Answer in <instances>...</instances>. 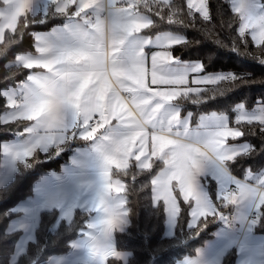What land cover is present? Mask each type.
Segmentation results:
<instances>
[{"label":"trees","instance_id":"trees-1","mask_svg":"<svg viewBox=\"0 0 264 264\" xmlns=\"http://www.w3.org/2000/svg\"><path fill=\"white\" fill-rule=\"evenodd\" d=\"M260 4L264 7V0H260ZM207 5L209 16L205 18L189 9L187 0H171L161 14L148 11L152 23L143 32L149 35L161 31L182 33L185 40L171 48L174 57L202 63L204 73H231V79L209 83L200 93L180 98L181 113L191 111L192 123H196L201 114L226 113L231 128L242 133L229 141L244 142L248 147L229 161L230 171L244 178H264V123H249L235 118L238 104L253 108L264 103V47L258 46L250 33L241 35L240 15L234 11L229 0H207ZM43 14L39 12L31 15L30 19L34 22L22 34H14L13 40L16 42L11 43L0 56V120L8 109L4 91L20 83L32 71L23 68L22 64H16V56L34 52L36 31L47 30L68 19V16L56 13L52 4L48 6L47 14ZM170 15L176 17L174 22H169ZM27 124L12 120L0 122V166L4 156L3 143L16 138ZM92 141L70 136L62 144H52L47 150L37 148L17 162L12 180L0 186V264H45L54 255L68 254L72 242L87 228L92 211L76 208L72 218L67 221L55 207L41 211L35 230L36 239L28 242L24 253L16 261H12V258L22 232L9 231V222L19 213L15 206L32 196L37 178L43 174L60 172L77 147ZM164 167V161L154 158L147 169L131 161L130 167L111 171L112 176L124 182V204L129 221L124 230L115 231L116 249L127 251L129 255L125 260L118 255H110L106 264H180L185 258L196 257L223 224L220 216L234 209V204L222 202L217 180L210 175L201 176L219 215L209 216L196 226H191L193 201L185 202L179 189H176L177 184H174L180 211L174 232L166 234V206L163 201H154L153 192L154 177ZM255 232L264 234V211L255 224ZM238 252L237 248L227 250L218 264H239Z\"/></svg>","mask_w":264,"mask_h":264},{"label":"crops","instance_id":"crops-1","mask_svg":"<svg viewBox=\"0 0 264 264\" xmlns=\"http://www.w3.org/2000/svg\"><path fill=\"white\" fill-rule=\"evenodd\" d=\"M4 2L14 6L10 9V12L12 15H16L19 12V5L22 3V0H4ZM51 4V0H37L35 13H46L48 6ZM52 6L55 9V6L53 4ZM0 7H2V5ZM141 15L144 16L145 20L147 22H150L151 25L152 22L149 12L144 9H141ZM78 19L79 18L68 17L67 20H65L59 25L53 26L52 28H49L47 30L36 31L34 34L35 47L37 37H53L56 31L64 28L66 25L76 22ZM144 30L145 29H142L141 33L130 37V40L137 45L143 46V51L148 66H151V57L154 53L166 50L170 53L172 60L169 64L165 66L164 71L167 72L169 75H183L189 82L187 87L199 89V91L197 92H189L187 95H181L177 97L175 100L165 104L164 108L162 109V113L166 116L178 114L180 124L176 126V130L179 131V133H183L185 131V124H187L188 126L187 130H190L192 132L200 131L202 133H212L220 130L232 129L230 126V119L226 113L201 114L198 117V121L196 123H192L191 111H187L184 114L181 113L182 106L179 101L180 98L184 96H189L191 95V93H200L201 90L204 89L205 84L208 82L193 84L192 81H204L203 78L206 77V74L209 73L203 72L202 63L198 61H183L177 57H174L171 48L176 44H172L170 47L167 48L161 47L163 38H171L172 40L184 41L185 35H183L182 33L161 31L160 33L149 35L145 34L143 32ZM145 41L151 42L144 43ZM33 53L34 52H24L20 53L19 55H31ZM197 66H199L200 68V70L198 71L195 70ZM25 80L26 78L21 80L20 83L24 82ZM205 80H208V76L205 78ZM93 82L94 81H92L91 78L82 80L67 99L66 102L70 104L71 107L75 109L78 113L75 121V126L69 123L66 128L51 130L50 134H52L53 136L62 137V142L55 141L52 144H62L63 142H65V140L69 139L70 136H76L78 138L81 137V130L87 128L88 120L92 118V116H98L103 119V117L101 116L103 108L93 111L89 115L87 121H85V117L80 111L81 97L83 96L84 92L88 89L90 84ZM15 87L16 85L7 88V90L4 91V95L6 98L7 94ZM153 87H155V85H153ZM108 95L109 94L105 92V99L108 98ZM126 98V93L122 94L121 102L123 103ZM51 102L52 100L48 99L41 100L39 104H37L35 107V113H40L44 111L46 108L49 107V104ZM55 103H57V101H55ZM101 103L103 105L104 101H101ZM242 107L245 106L243 104H238V106L235 108L236 119V110ZM111 108L113 115L110 119V124L114 125L117 124V119L115 118V116L118 115L120 111V106L116 101H112ZM10 111L11 110L8 108L1 118L3 119L5 116H7ZM35 113L33 114V117L36 116ZM214 117L220 123V128L216 127L215 121L213 120ZM29 126H31L30 122H28L27 124V127ZM105 126L107 125L103 124L102 126L98 127L93 133L87 132V138L93 139V141L90 144L81 145L77 147L70 155V159L62 165L63 167L60 172H51L43 174L39 178H37L34 183V191L32 196L25 198L29 200V203L25 199V201L23 200L24 202H27L26 207L30 208L31 210L32 221L34 223H36L37 215L39 219L41 211L52 207L59 209L60 216L66 221L72 218L65 215V213L69 210L71 211V214L74 213L76 208L81 207L92 211L87 221V228L82 233V235L78 236V238H76L72 242V247L69 250L68 254L54 255L45 264H106V260L110 255H107L103 258V254L105 251L115 252L123 260L127 259L129 253L127 251L121 252L116 249V239L114 236L115 231L124 230V228L129 223L127 209L124 204V182L121 179L112 176L111 171L114 168L126 169L131 166V161H134L135 164L141 167L140 162H138V160H141V158H144V162H148L149 160L151 162L154 158H158L164 161L165 167L154 177V180L167 179L171 175V173L175 171L172 165L166 163V161L173 160V154L179 151V149L174 150L173 145L165 144L161 148L154 139L151 141V143H143L142 146L137 143V140L134 139H128L123 144L117 143L116 140H105L103 139V135H106L107 132L106 130L101 131V129ZM147 131L151 132V129H148ZM171 138L173 140L178 139L185 143L188 142L183 135L177 137L175 132H173ZM229 139L227 143H225L222 147L227 150L224 154L225 156L235 154V152H242L248 148L247 144H245L244 142H230ZM29 140L30 135L24 130L18 133L16 138H14L13 140H8V142L3 143L2 151L4 156L0 166L1 175L3 174L7 178H10V180H12L17 170V162L19 160L22 161V159H16L14 157V153L17 151H22L26 149V147L30 146ZM193 145L204 149L203 146L200 144ZM158 152L163 153V156H158ZM133 153L134 156H131V154ZM230 160L232 159H226L223 163L218 162L216 170L212 166H209V168L202 174H197L194 179L198 190L202 192L207 197V200L212 204L209 194L206 191V188L201 180V176L210 175L214 177L218 183L217 190L219 191V194L221 193L220 180H231L232 183L228 185V188L233 190L231 194L235 197H239L240 194L235 184V181H239L241 187L246 188L249 193H253L255 195L256 207H254L252 211H256V208L259 206L261 197H264V188L260 187L259 183L261 178L249 179L238 176L237 174H233L228 166ZM174 184H177L175 177L169 179L167 185H159V188L164 195H169V190L174 191ZM193 205L195 206V201H193ZM19 207V209L15 210L19 212L18 214H20V212L24 213L22 216H20L24 217V215L26 214V210L21 208V206ZM233 211L235 212L237 217L238 208L236 204H234ZM224 216L227 217L226 214H224ZM176 217L170 218L169 213L166 209V233L168 232L172 234L174 232L177 222ZM106 220H112L113 224L110 230L108 229L107 225H105L103 231L106 233V235L101 236L103 225H100L98 222ZM20 221L21 220H19V223ZM237 221L239 222V220ZM35 225L36 230L38 224ZM8 230H20L22 232L23 229L21 227L12 228L9 222ZM215 233V237L199 250L196 257L185 258L180 264H193V262H195V264H218L224 253L231 248L238 249L239 252L237 261L239 262V264H244L245 255L242 252L240 245L230 242V237L240 234V229L236 230L230 228L225 222V220H223V224L218 229H216ZM245 234L250 238V243L252 245L264 244V234L255 232V225L251 228L250 231H247ZM91 247H95L99 252V255L92 254L89 251ZM17 258L18 256L13 257L12 261H16Z\"/></svg>","mask_w":264,"mask_h":264},{"label":"snow or ice","instance_id":"snow-or-ice-1","mask_svg":"<svg viewBox=\"0 0 264 264\" xmlns=\"http://www.w3.org/2000/svg\"><path fill=\"white\" fill-rule=\"evenodd\" d=\"M51 3L55 6L54 10L56 13L68 16L69 18L79 19L56 31L53 37H37L36 47L39 46L46 50L55 42L70 43L72 41H78L81 47L78 49H70L66 59L70 62L81 63L90 58L89 38L94 33L93 26L98 20L105 19L110 11L114 17L123 16L127 18V23L121 27L120 31L131 33L134 36L141 33L142 29H147L150 26V22H147L145 17L141 15V9L149 12L155 11L156 14H161L168 7L169 0H51ZM31 4V15H34L37 0H31ZM188 8L199 12L205 18L208 16L206 0H188ZM117 9H120V12H117ZM234 11L240 13L242 22L240 27L241 35L250 29L253 41L258 46L264 47V7L258 10L255 0H246V2L241 3L239 6H235ZM132 13H138V15L132 18ZM168 19L169 22H174L176 17L170 15ZM150 42L145 41L144 43ZM181 42L180 40L163 38L161 47L167 48L172 44ZM123 56L127 57L128 65L127 67H116L113 71V78L126 85L130 90L125 92L127 98L123 101L118 115L115 116L117 119V127L113 139L120 144L125 143L128 139H134L142 146L143 143H151L154 139L161 148L165 144L173 145L175 141L171 137L173 132L176 134L179 133L176 130V126L180 124V120L178 114L166 116L162 113V109L165 104L175 100L177 97L187 95L189 92H197L199 89L187 87L189 82L183 75H169L164 71L165 66L172 60L170 53L166 50L158 51L152 55L150 67L145 59L142 45H138V47L133 46L127 51L121 48L119 51L112 53L114 61ZM15 62L22 64L23 67L29 70L38 64V61L32 55H17ZM195 70H200L199 66ZM223 79H231V77H218L217 79L204 81L194 80L192 83L200 84L209 82L216 84L219 80ZM30 94V87H24L21 84L16 85L7 94V106L11 111L0 122L7 123L9 120L20 121L33 117L36 107L35 104L29 103L24 111L18 110L21 99L27 101ZM143 97H147L146 102ZM54 107L55 99H52L49 108L52 109ZM35 115L38 116L39 113H35ZM253 119H258L261 123H264V116L249 117L242 115L237 118L238 121L246 120L249 123ZM213 120L215 121L216 127L220 128L221 125L215 117ZM148 129H151V132H148ZM184 129H188L187 124L184 125ZM127 132H132L133 134H123ZM241 135L242 133L235 129L212 132V135L208 139L210 147L207 151L195 145H190L174 153L173 160L166 161V163L174 167L175 171L167 179L154 180L153 192L154 201H163L170 218H175L180 211L177 196L171 190H169V195H164L159 185H167L168 180L173 177L177 181L176 189H179V194L182 195L183 200L187 202L195 201V206L191 211V226H196L198 222H202L203 219L209 216L219 215L217 208L198 190L194 178L197 174H202L206 171L209 166H212L215 170L217 169V163L211 158V149L213 147H223L229 138H236ZM32 151L27 149L17 151L14 153V157L16 159H23L28 157ZM238 154V152H235V154L228 156L224 155L220 157L218 162L223 163L226 159H233ZM157 155L162 157L163 153L158 152ZM131 156H134V153ZM201 156H203V159L200 158ZM138 162L145 169L151 166L150 160L144 162V158H141ZM230 183H232L231 180H220L222 202L227 201L236 204L238 208V216L234 219L239 220L240 234L230 237V242L240 245L245 255L244 264H264V244L252 245L250 238L245 234L260 220L261 213L264 211V197H261L259 206L256 208L255 213H252V209L256 207L255 195L249 193L246 188L241 187L239 181H235L236 188L240 193L239 197H235L231 194L232 190L228 188ZM259 183L260 187L264 188V178H261ZM65 215L70 217L71 211H67ZM220 219L225 220L230 225H234L233 221L229 220L228 217L220 216ZM98 223L103 225L101 236H105L106 233L103 231L105 225L110 230L113 221L106 220ZM89 251L94 255H99L95 247H91ZM107 255L116 256L117 254L115 252L105 251L103 258Z\"/></svg>","mask_w":264,"mask_h":264},{"label":"clouds","instance_id":"clouds-1","mask_svg":"<svg viewBox=\"0 0 264 264\" xmlns=\"http://www.w3.org/2000/svg\"><path fill=\"white\" fill-rule=\"evenodd\" d=\"M0 56L4 54L13 40V35H20L24 29L34 22L30 19L32 12L31 0H22L19 5V12L12 15L10 9L13 5L7 4L4 0H0ZM120 12V9L116 10ZM132 18H135L138 13H132ZM11 17V18H10ZM127 23V18L123 16L114 17L109 12V15L103 20H98L93 26L94 33L90 35V58L81 63L70 62L66 59L70 49H78L81 47L78 41L72 42H55L46 50L42 47H35L33 58L38 61V64L30 69L31 74L26 77L22 83L24 87H30L31 94L28 100L21 99L19 111H24L29 103L39 104L41 100L55 99V107L46 108L40 112L38 116L29 119L20 120V122H30L31 126L26 127L25 131L30 135L29 145L27 150L32 151L36 148L48 149L55 141H61V136H53L51 130L66 128L69 123L75 126L77 111L71 107L66 101L71 93L76 89L82 80L91 78L93 83L81 97L80 111L87 121L89 115L97 109L103 108L101 116L107 134L103 135L105 140H113L117 124H110V119L113 115L111 103L116 101L120 107L121 96L130 89L121 82L113 78V71L116 67H127L128 59L126 56L114 61L112 53L119 51L121 48L124 51L137 46L130 37L131 33L120 31L121 27ZM25 68V67H23ZM27 69V68H25ZM105 92L108 98L105 99ZM147 100V97H143ZM101 101H104L102 105ZM90 128H84L80 132L82 138H87L86 134ZM131 135L132 132L123 133ZM183 135L187 139V143L178 139L174 140L173 149L186 148L193 144H200L207 151L209 149L208 139L212 135L211 132H192L185 130L183 133H177L179 137ZM227 150L222 147H213L211 149V158L215 163H218L220 157L224 156ZM203 159V156L200 157ZM187 202V201H185ZM180 210V209H179Z\"/></svg>","mask_w":264,"mask_h":264},{"label":"rangeland","instance_id":"rangeland-1","mask_svg":"<svg viewBox=\"0 0 264 264\" xmlns=\"http://www.w3.org/2000/svg\"><path fill=\"white\" fill-rule=\"evenodd\" d=\"M244 2H246V0H229V3H230V5L233 6V8H235V6H239L241 3H244ZM255 4L257 5V9L258 10L262 7V5L260 4V0H255ZM206 6H207V9H208V16H209V6L207 5V0H206ZM46 14H47V11L43 15L45 16ZM239 15H240V13H239ZM240 27H241V25H240ZM246 32H248V33L251 34V30L250 29L248 31H246ZM11 63L12 62H9L8 64H11ZM207 76H208V80H210V79H217L218 77H231V73L226 72V71H219V72H214V73L206 74V77ZM206 77H204L203 80H205ZM207 84H209V82L206 83L205 86ZM181 106H182V104H181ZM242 115H246V116H249V117H252V116H264V103L257 104L253 108L242 107L240 109H237L236 110V117L238 118V117H240ZM241 121H246V120H241ZM252 121H256V122H258L260 124H263L258 119H253ZM9 180H10V178H7L5 175H3V174L1 175L0 174V185L7 184L9 182ZM25 200L29 203V200L28 199H25ZM24 201H20L15 206V209H19L20 208L19 206H21V208H23V209L26 210L25 211L26 214L24 215V217H20V216H22L24 214V213H21L20 212V214L15 215V217H13V218L10 219V224H11L12 228L21 227L23 229L22 230L23 233L20 236V240L18 241L17 246L15 248V253L16 254L13 257H17V256L21 255L22 253H24V251H25V249L27 247L28 242L30 240H35L36 239L35 236H34V234H35L34 233V230H35V226H36L35 224H38V222H39L38 215L36 216V223H34L32 221L31 210H30V208H27L26 207V203L27 202H24ZM73 214H71V215L73 216ZM71 215H70V217H72ZM19 220H21L20 223H19ZM168 234H170V233H168Z\"/></svg>","mask_w":264,"mask_h":264},{"label":"built area","instance_id":"built-area-1","mask_svg":"<svg viewBox=\"0 0 264 264\" xmlns=\"http://www.w3.org/2000/svg\"><path fill=\"white\" fill-rule=\"evenodd\" d=\"M104 124L103 122V119L98 117V116H92V118H90L88 120V126L87 128H90V130L88 131L89 133H93L96 131V129L100 126H102ZM233 191V190H232ZM252 213H255V211H252ZM227 217L229 220H232L234 225H230L227 223V225L230 227V228H233V229H240V223L234 219L236 217V214L235 212L232 210L230 212L227 213Z\"/></svg>","mask_w":264,"mask_h":264}]
</instances>
